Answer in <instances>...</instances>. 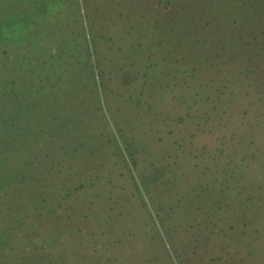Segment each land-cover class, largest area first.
Masks as SVG:
<instances>
[{
	"label": "rangeland",
	"instance_id": "obj_1",
	"mask_svg": "<svg viewBox=\"0 0 264 264\" xmlns=\"http://www.w3.org/2000/svg\"><path fill=\"white\" fill-rule=\"evenodd\" d=\"M0 264H33V0H0ZM35 264H264V0H35Z\"/></svg>",
	"mask_w": 264,
	"mask_h": 264
},
{
	"label": "trees",
	"instance_id": "obj_2",
	"mask_svg": "<svg viewBox=\"0 0 264 264\" xmlns=\"http://www.w3.org/2000/svg\"><path fill=\"white\" fill-rule=\"evenodd\" d=\"M98 74H99V72H98ZM94 75V84H96V83H99L98 81V75H96L97 76V80H96V76H95V74H93ZM99 78H101L100 77V75H99ZM71 92V94H73V96H75V95H77V96H80L81 98H83V101H82V99H81V103H82V105L80 106V107H77V108H72V112H74V117L73 118H77V120L79 121V122H84L85 121V119H84V117L82 116V117H80L81 115H83V114H85V113H89L90 112V108L88 107L89 106V102H88V100H86L85 98L86 97H83L82 96V94H78L77 92H75V89H73V90H70ZM101 113H102V116L104 117V119H105V116H104V113H103V109L101 108ZM105 122H106V119H105ZM85 128V130L87 131V132H89V134H92V133H94V131H97L95 128H92L91 129V127H84ZM103 128V127H102ZM106 128V130H104L103 132H101V133H99V136H100V138H101V141H100V146H101V149H103V148H105L106 146H105V142H106V131L108 130L107 129V127H105ZM64 130H66V129H64ZM101 130V129H100ZM70 131H71V128H67V131H66V133H67V135H68V133L70 134ZM93 135H95V134H93ZM77 147V146H76ZM75 150H77V148H75ZM104 151H106L105 149H104ZM104 151L102 152V157H100L102 160H105L106 161V155H104ZM91 154H92V152H91ZM74 166L73 165H71V167L70 168H73ZM83 173H82V170H81V175L79 176V178H80V181H81V184L80 185H84L85 183H86V179L83 177V175H82ZM122 175V174H121ZM120 175V178H119V180L121 181V180H123V175L121 176ZM109 175H105V174H103V176H98L97 177V179H100L101 181L102 180H105V179H108L109 177H108ZM102 177H105V178H102ZM89 178H90V175L87 177V179L89 180ZM111 179H113L114 180V178H112L111 177Z\"/></svg>",
	"mask_w": 264,
	"mask_h": 264
}]
</instances>
